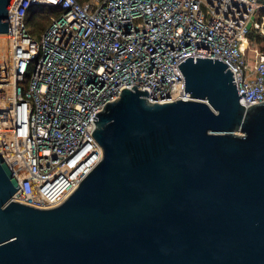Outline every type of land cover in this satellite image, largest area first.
<instances>
[{"label": "water", "instance_id": "95a60500", "mask_svg": "<svg viewBox=\"0 0 264 264\" xmlns=\"http://www.w3.org/2000/svg\"><path fill=\"white\" fill-rule=\"evenodd\" d=\"M175 66L193 99L123 88L93 117L101 160L59 206L13 201L0 154V264H264V101L246 109L218 58Z\"/></svg>", "mask_w": 264, "mask_h": 264}, {"label": "built area", "instance_id": "2783aa9c", "mask_svg": "<svg viewBox=\"0 0 264 264\" xmlns=\"http://www.w3.org/2000/svg\"><path fill=\"white\" fill-rule=\"evenodd\" d=\"M42 8L57 14L35 36L29 18ZM261 10L264 0H14L0 34V154L21 186L12 200L47 209L72 194L102 157L95 114L123 88L147 89L150 103L192 100L175 66L184 56L228 63L246 109L264 101V53L246 52L264 33Z\"/></svg>", "mask_w": 264, "mask_h": 264}, {"label": "rangeland", "instance_id": "374dc122", "mask_svg": "<svg viewBox=\"0 0 264 264\" xmlns=\"http://www.w3.org/2000/svg\"><path fill=\"white\" fill-rule=\"evenodd\" d=\"M50 14L45 10V11H41L40 14L38 15V17H35L34 19H32L31 21H29V24H30V27L35 31L34 32V35L38 36L39 34V30L41 27H44L45 25L49 24L48 22V18H49ZM264 10H261L259 11V14H258V19H262V25H264ZM36 33V34H35ZM253 34H254V31H253ZM255 35V34H254ZM252 38V37H250ZM249 38V39H250ZM250 42H251V39H250ZM259 53V54H263L264 53V33L261 34L259 37H258V43L255 42L250 44V45H247L246 46V52L250 55H253L254 52ZM31 68L29 69L28 71V75H27V78L30 79L31 77Z\"/></svg>", "mask_w": 264, "mask_h": 264}, {"label": "trees", "instance_id": "16d2710c", "mask_svg": "<svg viewBox=\"0 0 264 264\" xmlns=\"http://www.w3.org/2000/svg\"><path fill=\"white\" fill-rule=\"evenodd\" d=\"M47 11L49 14H50V16H49V18H48V23H50V21H51V19H52V16H54V15H56L57 14V10H47V9H45V8H42V9H38V10H36V11H34L31 15H30V18H29V21H31L32 19H34L35 17H38V15L40 14V12L41 11ZM48 25V24H47ZM47 25H45L44 27H41L40 29L41 30H43V29H45L46 27H47ZM253 36V35H252ZM251 36V37H252Z\"/></svg>", "mask_w": 264, "mask_h": 264}]
</instances>
